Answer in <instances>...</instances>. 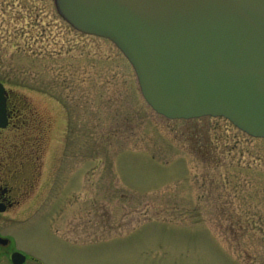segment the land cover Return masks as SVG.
<instances>
[{
    "label": "rangeland",
    "instance_id": "374dc122",
    "mask_svg": "<svg viewBox=\"0 0 264 264\" xmlns=\"http://www.w3.org/2000/svg\"><path fill=\"white\" fill-rule=\"evenodd\" d=\"M0 82L45 137L42 203L6 215L19 249L42 264H264V139L155 113L116 46L52 0H0Z\"/></svg>",
    "mask_w": 264,
    "mask_h": 264
},
{
    "label": "water",
    "instance_id": "95a60500",
    "mask_svg": "<svg viewBox=\"0 0 264 264\" xmlns=\"http://www.w3.org/2000/svg\"><path fill=\"white\" fill-rule=\"evenodd\" d=\"M53 3L74 29L116 46L155 113L170 120L222 117L264 138V0ZM5 94L0 83V127Z\"/></svg>",
    "mask_w": 264,
    "mask_h": 264
},
{
    "label": "flooded vegetation",
    "instance_id": "af4514ba",
    "mask_svg": "<svg viewBox=\"0 0 264 264\" xmlns=\"http://www.w3.org/2000/svg\"><path fill=\"white\" fill-rule=\"evenodd\" d=\"M4 97L6 125L0 127V264H42L17 247L15 238L7 232L14 221L6 215L14 208L42 203L36 185L40 181L37 168L45 137L41 126H35V116L27 102L7 90ZM16 253L20 256L13 260Z\"/></svg>",
    "mask_w": 264,
    "mask_h": 264
}]
</instances>
